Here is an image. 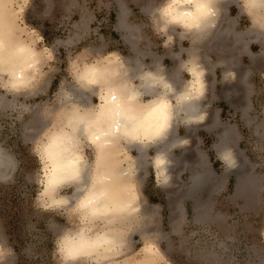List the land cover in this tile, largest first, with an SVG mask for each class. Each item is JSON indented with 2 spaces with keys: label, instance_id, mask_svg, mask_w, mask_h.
<instances>
[{
  "label": "rangeland",
  "instance_id": "1",
  "mask_svg": "<svg viewBox=\"0 0 264 264\" xmlns=\"http://www.w3.org/2000/svg\"><path fill=\"white\" fill-rule=\"evenodd\" d=\"M159 2L6 1L13 39L41 53L34 81L26 90L13 89L0 72V151L8 162L0 172V243L16 250L6 264H55L53 234L65 221L33 206L39 164L31 149L44 130L62 122L69 93L80 95L87 106L98 102L77 87L74 62L123 61L133 75L140 67L157 66L162 71L163 64L166 72L177 75L181 88L187 74L178 65L193 50L209 72L204 100L208 118L197 126L179 127L177 136L188 138L189 145L172 150L176 159L169 186L157 187L151 157L155 149L147 160L142 156L137 161L141 167L133 184L140 213L124 219V245L113 260L118 264L149 260L152 264H264V31L237 15L240 0H225L218 28L211 34L187 37L190 46L187 40L177 39L164 48L149 22ZM225 70L234 72V77H228L233 82H221ZM224 131L237 157L235 167L218 159L223 157L219 149ZM129 148L124 145V169L140 154L137 147ZM87 155L91 161L94 152L88 150ZM195 167L204 171L196 194L201 204L189 188ZM250 178L258 181L256 189Z\"/></svg>",
  "mask_w": 264,
  "mask_h": 264
},
{
  "label": "clouds",
  "instance_id": "2",
  "mask_svg": "<svg viewBox=\"0 0 264 264\" xmlns=\"http://www.w3.org/2000/svg\"><path fill=\"white\" fill-rule=\"evenodd\" d=\"M217 3L160 0L149 15L152 31L164 48L174 45L177 39L187 40L190 46L187 37L210 34L217 26ZM236 7L237 15L247 18L249 26L264 31V0H240ZM15 55L20 59L15 71L3 75L12 81L13 89L23 91L34 81L37 66L25 61L18 49ZM162 68L140 67L131 77L132 69L123 61L110 69L98 62H74L72 76L77 87L98 102L84 106L69 93L68 111L62 122L44 130L31 149L39 164L34 173L37 191L33 206L56 213L65 221V226L53 234L55 264H106L103 253L116 243L107 225L114 216L138 211L135 192L127 190L126 173L120 174L118 182L117 177L95 166L101 149L119 142L148 151L168 141L174 128L207 120L202 102L208 95L209 72L199 57L180 59L178 69L187 74V79L179 89L167 77L163 64ZM229 76L234 77V72L223 71L221 82H233ZM170 145H177L171 150L183 148L189 145V139L180 137L178 144L173 140ZM88 150L96 153L91 161ZM151 157L154 174L168 184L173 166L170 156L157 151ZM218 159L231 163V151ZM157 187H162L159 181ZM14 254V247L0 243V264H6Z\"/></svg>",
  "mask_w": 264,
  "mask_h": 264
},
{
  "label": "bare ground",
  "instance_id": "3",
  "mask_svg": "<svg viewBox=\"0 0 264 264\" xmlns=\"http://www.w3.org/2000/svg\"><path fill=\"white\" fill-rule=\"evenodd\" d=\"M6 1L7 0H0V72L11 73V72L15 71L18 63L20 62L19 57L17 55H15V52H16L17 49L21 53H24V60L25 61H31L33 64H35L37 66V68H36V70H37L39 68L38 64H39V61H40V58H41L40 50H38L37 48L31 46V44H28V43H25V42H22V41H16L15 39H13V37L11 36L12 27L10 25V22L6 19V13L8 12V8L6 6ZM224 1L225 0H218L217 9L219 8V10H218V17H217V26L215 28H218L220 12H221L220 8L223 6L222 2H224ZM205 34H207V33H205ZM203 38H204V36H203ZM255 38H257L256 35H255ZM231 40H233V39H231ZM100 64H102L106 68L110 69L112 67H115L118 63L115 62V61H112V60H108L107 62L100 63ZM168 74L169 73H166L167 77L170 80H172L171 78H173L175 76V75L173 76V74H172L169 77ZM130 76L131 77H135L136 74L133 75V73L131 72ZM206 79H207V77H206ZM175 80L173 79L172 82L175 81ZM7 81H8L7 83H9V85L11 86L12 85V81L9 80V79ZM176 87H177V85H176ZM177 89H178V87H177ZM74 99L79 104L87 106V103L83 102V99H82V97L80 95L77 96V97H74ZM203 103H204V101L202 102V104ZM175 130L176 129L174 128L168 141H165L162 144L156 145L158 152H165L169 156L171 155L170 157H172V154H170L171 151L169 152V150H170V148L173 145H170V144H171V142L173 140H175L177 142V144H178V142L180 140L179 137L174 136V134H175L174 131ZM224 135H225V131H224ZM229 141H230L229 137H226V138L224 137V139H223V141H222V143L220 145V149L219 150L222 152L223 156H225L229 151H231V163H229V162H227V163H229L231 166L235 167L236 163H237V157L234 154V151H232V148L230 147L231 144H229ZM2 154L3 153L0 151V172H3L4 168L8 165V162L4 159L6 157L2 156ZM94 155H96V153H94ZM123 161H124V145L119 143V142H116L111 147L100 150L98 158L95 160V166L98 167L99 170L104 171V172H108V173L114 175L115 177H117L118 182L121 179L120 174L122 172L126 173L125 183L129 186L127 190L130 193L131 192H135V190H134L135 186L133 184V178L134 177L137 178L139 176V170H140V167H141V166L139 167V165H138L139 160H138V158L136 160H134L132 165H130L129 169H127V168L124 169V163H122ZM179 163H181V161ZM243 163H246V162H243ZM174 164H175V162H173V166H174ZM241 165H243V164H241ZM173 166L169 170L170 171L169 175L171 176V179H170L169 183L167 184L168 186L172 182V169H173ZM195 168H196V170L194 171L195 175L193 177L191 176L193 178V179H191V180H193V183L190 185L189 188H190V190L192 189V191H190V192L195 195V197H196L195 199L197 200L198 204H201V199H200V197L198 195L196 196V194L198 193V191L201 190V187L203 185V182H204L203 172L204 171L202 169H200V167L199 168L195 167ZM178 169H180V168H178ZM245 174H246V172H245ZM156 176H157V179L160 180V182L161 181L163 182L162 177H159L158 174H156ZM243 177L244 176H242V178ZM190 182H192V181H190ZM250 183L252 184L253 189L255 187L257 188L258 181L250 178ZM116 186L119 187V183H117ZM134 202L136 203V208L138 209V211L135 214H133V215L114 216L111 219V223L109 225H107V227L112 231V233H113V235H114V237L116 239V243L109 250H107L105 253H103V257L106 260V264H118L117 261L113 260V257L116 254H119L118 252L120 251L121 248H123L122 246L124 245V226H123L124 225V219L125 218H133L134 216L138 217L139 213H140L139 204L137 203L136 192H135V201ZM149 248H150L152 253L155 252V250H153L152 246L148 247V249ZM151 261L150 260L149 261H142V262H139L137 264H152Z\"/></svg>",
  "mask_w": 264,
  "mask_h": 264
},
{
  "label": "crops",
  "instance_id": "4",
  "mask_svg": "<svg viewBox=\"0 0 264 264\" xmlns=\"http://www.w3.org/2000/svg\"><path fill=\"white\" fill-rule=\"evenodd\" d=\"M192 55H191V57H197V56H199L198 55V53H195V51L193 50L192 52ZM201 62V61H200ZM202 63V62H201ZM203 64V63H202ZM203 66L207 69V66H205L204 64H203ZM208 70V69H207ZM166 73H168V72H166ZM169 75V77L172 75V74H168ZM175 74L173 73V76H174ZM172 76V77H173ZM172 80L174 79H176L175 81H173L174 82V84L175 85H177V87H178V89L180 88V84L178 83V79H177V76L175 75L173 78H171ZM177 81V82H176ZM182 87V86H181ZM204 104V103H203ZM203 111H204V109H203ZM194 126H197V125H194ZM193 127V126H192ZM188 128H190V127H188ZM176 130L174 131V136H176V137H178L177 136V134H178V130H179V128H175ZM221 137H223L222 138V141H223V139H224V137L226 138V137H229L228 136V132L226 133V131H225V135H224V132L222 133L221 132ZM229 140H230V137H229ZM133 146H135V147H137L138 149H139V151H140V154H139V156L137 157L138 158V160H139V158H140V160H139V162L141 161V158H142V156H147L146 157V160H147V158L149 157V155H150V151L152 150V149H155V152H157V147L156 146H154V147H152V148H150L148 151L146 150V149H143V148H140L139 146H136V145H133ZM175 146H177V145H173L171 148H170V150H169V152H170V154H172V157H170V159L173 161V162H175V159H174V154L172 153V148L173 147H175ZM171 156V155H170ZM157 177V176H156ZM160 181V180H159ZM160 183H163L162 181L160 182Z\"/></svg>",
  "mask_w": 264,
  "mask_h": 264
}]
</instances>
